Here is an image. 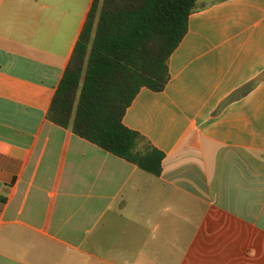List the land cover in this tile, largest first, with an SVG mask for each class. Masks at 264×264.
Wrapping results in <instances>:
<instances>
[{
  "label": "crops",
  "instance_id": "crops-1",
  "mask_svg": "<svg viewBox=\"0 0 264 264\" xmlns=\"http://www.w3.org/2000/svg\"><path fill=\"white\" fill-rule=\"evenodd\" d=\"M91 2L0 0V264H264V0H199L126 110L158 176L46 118Z\"/></svg>",
  "mask_w": 264,
  "mask_h": 264
},
{
  "label": "trees",
  "instance_id": "trees-1",
  "mask_svg": "<svg viewBox=\"0 0 264 264\" xmlns=\"http://www.w3.org/2000/svg\"><path fill=\"white\" fill-rule=\"evenodd\" d=\"M203 8L199 0H92L47 120L158 176L164 155L123 117L141 88L164 90L188 18Z\"/></svg>",
  "mask_w": 264,
  "mask_h": 264
}]
</instances>
